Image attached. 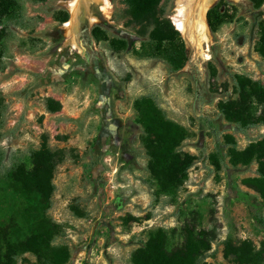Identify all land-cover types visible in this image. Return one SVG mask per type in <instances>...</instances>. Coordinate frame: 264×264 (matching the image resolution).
Wrapping results in <instances>:
<instances>
[{
  "label": "rangeland",
  "instance_id": "1",
  "mask_svg": "<svg viewBox=\"0 0 264 264\" xmlns=\"http://www.w3.org/2000/svg\"><path fill=\"white\" fill-rule=\"evenodd\" d=\"M65 1L24 0L16 18L3 24L0 220H21L24 199L10 189L9 173L20 163L30 168L32 152L47 144L67 153L54 172L48 211L61 227L55 242L70 247L67 264H132V252L146 244L152 230L167 231L172 249L186 223L212 237L206 258L211 264H239L231 248L242 241L264 253L258 221L264 218V198L244 182L257 175L258 163L234 165L227 139L233 136L244 149L264 137V125L240 131L219 108L236 98L239 76L264 84V56L256 50L264 3L260 8L250 0L213 3L209 10L221 4L226 22L213 32L207 10L211 39L203 49H188L181 34L189 59L171 73L162 59L142 55L134 29L115 20L125 9L121 0H111L109 18L89 3L73 47L63 26L71 18ZM175 3L162 1L168 17ZM89 12L99 21L91 24ZM95 27L135 49L113 50L109 40L96 39ZM142 96L153 97L188 131L180 150L195 160L187 179L171 192H159L147 169L134 109ZM48 98L60 101L62 109L49 111ZM17 264H37V259L24 253Z\"/></svg>",
  "mask_w": 264,
  "mask_h": 264
},
{
  "label": "trees",
  "instance_id": "2",
  "mask_svg": "<svg viewBox=\"0 0 264 264\" xmlns=\"http://www.w3.org/2000/svg\"><path fill=\"white\" fill-rule=\"evenodd\" d=\"M24 0H0V69L3 51L4 22L16 18ZM45 2L46 0H29ZM115 1V0H113ZM163 0H121L125 5L123 13L114 18L134 29L141 42V54L162 59L171 73L179 72L187 63L188 50L181 32L167 16ZM254 7L260 8L264 0H250ZM221 4L208 11V22L213 32L226 22L222 18ZM221 17V18H219ZM217 23V24H216ZM96 39L109 40L115 51L135 49L121 37L110 38L95 27ZM256 50L264 56V22L259 24ZM236 98L220 103L221 114L240 131L264 125V84L246 76H239L235 82ZM51 112L62 109L60 101L47 99ZM137 122L141 126V140L148 156L147 169L151 180L159 192H171L182 184L195 157L182 153L180 148L187 138L188 131L182 124L167 117L153 97L142 96L134 101ZM5 111V100L0 95V129ZM231 144L230 160L234 165H247L253 160L258 163L257 175L245 179V183L258 191L264 198V137L238 149L235 138L227 135ZM67 157L64 148L52 149L47 144L32 152L30 168L20 163L9 173L10 189L23 197L20 210L21 220L11 218L0 220V264H17L24 253H32L37 264H67L71 258L70 247L57 244L61 227L48 214L51 200L56 190L53 181L56 167ZM82 216V213H78ZM264 228V218H258ZM212 237L205 230H197L186 223L182 228L181 242L170 249L169 234L162 228L152 230L146 244L135 249L131 255L132 264H211L206 258L211 250ZM231 254L239 264H264V253L255 249L250 241L239 242L231 248Z\"/></svg>",
  "mask_w": 264,
  "mask_h": 264
},
{
  "label": "bare ground",
  "instance_id": "3",
  "mask_svg": "<svg viewBox=\"0 0 264 264\" xmlns=\"http://www.w3.org/2000/svg\"><path fill=\"white\" fill-rule=\"evenodd\" d=\"M217 0H176L175 8L171 13V19L176 29H179L193 48L203 49L211 39V34L206 22V12ZM240 1V0H236ZM96 3L105 17H111L113 6L111 0H68L64 4L68 8L71 18L64 23L66 36L72 46H78L77 28L80 24L82 13L86 11L89 3ZM63 4V5H64ZM90 13V12H89ZM90 23L99 21L98 16L90 13ZM206 55V53L204 52Z\"/></svg>",
  "mask_w": 264,
  "mask_h": 264
},
{
  "label": "water",
  "instance_id": "4",
  "mask_svg": "<svg viewBox=\"0 0 264 264\" xmlns=\"http://www.w3.org/2000/svg\"><path fill=\"white\" fill-rule=\"evenodd\" d=\"M176 1V0H175ZM174 8H175V6H174ZM209 10V9H208ZM169 18H170V20L172 21V19H171V15H169ZM172 23L174 24V22L172 21ZM179 30V29H178ZM183 35V34H182ZM184 36V35H183ZM184 38H185V40H186V43H187V47H188V49H190V50H194V48L192 47V45L188 42V40H187V38L184 36ZM240 40L242 41V37L240 38Z\"/></svg>",
  "mask_w": 264,
  "mask_h": 264
}]
</instances>
